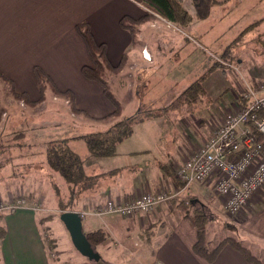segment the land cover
<instances>
[{"label":"crops","instance_id":"crops-1","mask_svg":"<svg viewBox=\"0 0 264 264\" xmlns=\"http://www.w3.org/2000/svg\"><path fill=\"white\" fill-rule=\"evenodd\" d=\"M149 13L150 11L137 0H0V71L12 81L15 91L26 93L27 97L34 101L40 96L39 83L34 73V67L39 66L59 91L69 90L72 92L74 107L82 110L79 113L75 112L72 116L84 113L92 118L107 117L113 112L114 105L104 94L102 86L96 81L87 79L81 72L82 66L91 64L88 49L76 29L77 24L85 21L88 23L95 41L105 45L106 57L111 65L118 66L126 54L124 65L114 73L109 71L114 75L126 73V78L124 75L118 76L123 86V89L118 90V93H127L126 88H128L127 95L135 102L137 101L135 104L139 107V112L142 111L145 102L147 104L149 101L150 105L158 104L163 108L160 111H164L160 114L161 116L167 112V109L173 105L172 102L187 87L173 98L171 87L168 86L169 78L162 71L161 64H165L163 61L167 60L168 56L160 52L159 46L168 44L172 39L152 37V40L154 39L158 43L155 41L146 42L143 39L144 35H140L138 30L144 27L138 25L136 41L132 45L130 32L120 25V19L123 16L138 19ZM154 16L155 14L151 18L153 19ZM260 19L263 20L256 26L260 30L259 37L264 40V16ZM150 21V24L149 21L146 23L152 26L154 19ZM196 22L198 21H194L192 25L183 26L180 30L186 33L195 27ZM217 26L213 23L208 27L209 30H204L202 36L206 40H212L210 32ZM229 26L230 29L238 26L240 30L242 27L237 24ZM184 37L191 40V37ZM150 45H153L154 48L158 47L157 52L154 53ZM178 45L177 41L176 48ZM176 48H174V52L177 54ZM217 59L218 55L214 62ZM229 64L226 63V65ZM254 65L263 69V65L258 62ZM243 73H241L242 82L239 79L234 80L233 100L222 113L213 115L207 111L194 110L182 116L181 119L177 117L175 125L173 123L171 126L174 127L173 132L168 130L159 134L158 138H162V141L156 138V134L161 129L154 133L153 128L145 131L146 136H143L142 140L135 142L132 139L134 143L124 148L123 146L130 140L127 138L135 131V126L145 124L146 129H149L152 126L150 120L161 123L163 119L158 121L159 117H156V119L152 118L136 123L132 134L116 146V154L113 157L118 158L120 164L112 168L116 169L114 173L101 178L100 182L103 185L100 192L101 197L110 195L122 200L130 194H142L164 188L173 190L176 187L174 163L182 162L190 152L206 140L213 129L221 123L224 113L236 106L239 102L237 97L240 88H242L241 85L244 87L248 84H257L264 77L262 70L254 74L247 70ZM153 83H155L156 91L153 88L148 89ZM138 88H141V93ZM47 89L53 94L52 87H46L44 95ZM143 90L145 91L143 92ZM141 94L145 99L144 102L138 104ZM117 99L121 104L122 115L121 96L118 95ZM161 162L168 166L169 173L159 168ZM26 167L29 168V165ZM118 175L121 176V181L116 182ZM16 178L17 176L8 180L2 179V182H7L9 185ZM12 195L15 194L12 192L7 194V196ZM177 200L178 198L174 197L161 203L159 207L157 206L160 210L153 211L146 218V225L149 224L153 230L152 236L146 243L154 244L152 255L157 264H255L246 260L238 250L228 244L221 248L212 262L196 254L192 248L196 241V230L185 215L181 218H174L173 220L176 221L173 222L169 230L156 234L154 229L157 224L155 222L161 221L160 229L161 231L165 229L163 221H165L167 213L164 210L168 208L170 212L174 213L171 203L179 202ZM192 200H196V198ZM77 211H81V209H77ZM240 214L238 221L248 228L250 231L248 233L264 242V188L252 197L249 206ZM86 216H94L99 220L97 224L89 219V224L92 223V225H88L84 233L97 228H103L109 233L112 229V226L111 229L109 227L110 223L115 221L111 218L108 221L103 216L90 213L84 214L82 219ZM48 218L37 219L36 212L30 208H22L13 213L2 215L5 231L0 243V264H93L83 255L76 261H64L55 256L51 257V251L48 250V246L43 240V232L40 227V224L43 226ZM41 219H45V221L42 222ZM45 226L48 225L44 224ZM53 251L55 255V249Z\"/></svg>","mask_w":264,"mask_h":264},{"label":"rangeland","instance_id":"rangeland-1","mask_svg":"<svg viewBox=\"0 0 264 264\" xmlns=\"http://www.w3.org/2000/svg\"><path fill=\"white\" fill-rule=\"evenodd\" d=\"M180 1L186 3V5L188 4V0ZM221 3L212 7L208 18L196 20L198 22H196L195 27L186 33L180 30L182 28L181 25L156 14L153 18L152 26L149 25L150 20H153L152 18L149 20V24L146 22L140 24L144 28L138 30L140 35H144L143 39L146 42L155 41V43H158L156 40H152V37L160 39H167L168 37L172 39L168 44L159 46V50L168 56V59L163 61L165 64L162 63L161 67L164 74L169 78L168 86L171 87L173 98L189 83L199 79H201L200 81L206 93L199 96L194 102H184L171 106L161 116L144 119H156V117H159L157 118L159 119L158 121L163 120L161 123L150 120L152 126L149 129H146L147 126L145 124L135 126V131L127 138V140H130L126 142V146H123L124 148L134 143L132 139L135 142L142 140V137L146 136L145 131L153 128L154 133L161 129L155 136L157 140L162 141V138H158L159 134L161 135L168 130L173 132L174 127L171 126L173 123L175 125L177 117L181 119L182 116L194 110L207 111L213 115L222 113L229 106L230 101L233 100L232 89L234 80L239 79L241 81V73L244 74L243 71L247 70L254 74L262 70V75L264 76V40L258 34L260 30L257 29V26L260 22L254 23L264 16V0H227ZM155 20L158 21L156 22ZM213 23L218 26L210 32L212 40H206L202 34ZM146 24L148 27L145 26ZM192 24L190 23L189 25ZM231 24L242 26L241 30L238 26L230 29L229 25ZM184 36L191 37V40ZM177 41L179 45L176 48L175 44ZM150 46L154 53L157 52L158 47ZM174 48L177 49V54L174 52ZM222 52H225L224 54L226 55L229 53L234 61H228L229 65L224 64L222 67H215L217 69L214 71L215 68H212V64L217 55V60H219V55ZM155 62L157 63V60ZM256 62L262 64L263 69L255 66L254 63ZM104 74L114 96L116 95L117 98L118 95L121 96L123 105L121 116L130 117L139 113V107L135 104L137 101L135 102L134 99L127 95L129 93L128 88H126L127 93H118V90L123 89L122 82L118 79V76L124 75L126 78V73L122 72L114 75L106 71ZM141 86L143 87V85ZM241 86L243 87V85ZM150 88L155 90V83L148 87V89ZM138 91L141 93V88H138ZM52 93L47 89L41 101L28 104L21 99L15 98L11 94L7 83L0 79V164H7L5 169L0 171L5 177L2 176L0 178V200L6 201L9 198L7 196L9 192L27 195L28 197L33 196L31 204L28 203L27 205H36L35 210L32 209V211L36 212L37 219L40 217L50 218L46 219L43 226L40 224V227L43 236L46 233L45 227H47L48 236L50 234L55 239V255L52 250L51 257L55 256L64 261L79 260L82 255L73 246L69 233L59 218V214L65 210H60L57 206L58 197L67 201V185L56 172L49 170L43 153V145L46 141L51 139L66 140L69 146L81 155L86 172L98 175V186L79 187V191L73 197L74 205L72 209L67 210L77 211V209H81V211L94 215L99 213L108 221L110 218L115 220L109 226L110 229L112 226L109 232L111 236L109 234L108 239L94 247L95 251L101 256L100 260L89 261L93 264H157L152 255L154 244L146 243L153 234L151 226L149 224L146 225V218L153 211L159 209V205L148 213L137 214L133 217H123L117 214L107 215L98 212L99 204L110 196L101 197L100 192L103 188L100 182L101 178L109 175L107 172L119 166L120 161L113 156L90 157L87 154L83 140L78 138V136L103 132L117 120V117L92 118L84 113L78 114L82 110L76 109L73 104V107L71 106L68 95L56 93L54 88H52ZM144 99L145 97L141 94L138 104L144 102ZM148 102L147 104H145L146 102L143 103L142 110L144 112L149 109L157 111L163 109L158 104L150 105ZM77 111L78 115L72 116ZM27 165H29V168L26 167ZM114 170L116 171V169ZM12 172L17 173L16 180L10 182L9 185L7 182H2L3 178L5 180L11 179L13 176L8 175ZM101 173L105 174L101 175ZM119 181H121L120 175L116 176V182ZM177 184L179 186V183ZM55 188L59 189L60 192L56 193ZM163 190L167 191L168 189L164 188ZM176 197L179 202L171 203L174 213L170 212L168 208L164 210L167 213H165L166 219L163 221L165 229L161 231V221L157 220L155 222L157 224L154 229L156 234L169 230L173 222L176 221L173 220L174 218H181L185 212L190 213L189 211H192L193 208H197L208 219L206 224L208 246H214L226 236H235L244 246L251 249L252 254L264 263V242L250 235L248 228L238 221L240 213L231 215L226 211L223 201L214 193L212 183L192 184ZM194 198L196 200H192ZM186 201L188 202L186 203ZM144 218L145 220L143 221ZM89 219L91 222L98 224V218L86 216L82 219L83 231L90 225ZM44 224L48 226L44 227ZM158 238L161 237L158 236Z\"/></svg>","mask_w":264,"mask_h":264},{"label":"trees","instance_id":"trees-1","mask_svg":"<svg viewBox=\"0 0 264 264\" xmlns=\"http://www.w3.org/2000/svg\"><path fill=\"white\" fill-rule=\"evenodd\" d=\"M140 4H142L145 8H147L150 13L146 14L143 17L138 19H133L129 16H123L120 19V25L127 29L132 38L131 44L135 43L136 39V29L137 26L142 24L143 22L149 21L153 14H158L172 22H175L179 25L188 26L190 23L192 24L196 20H203L210 16L212 11V7L215 4L225 2L227 0H188V6L186 3H183L180 0H137ZM222 4V3H221ZM263 19H260L254 23L260 22ZM78 34L83 39L90 58L91 64L84 65L81 68V72L87 79L98 82L104 91V94L114 105V110L107 117H117V120L105 131L97 132V133H88L85 135L78 136L84 142L87 154L90 157L94 158H102L107 156H114L116 154V146L118 143L122 142L125 138L129 137L133 132V127L136 123L143 121L146 118L160 116V114L164 111H156L149 109L144 112L143 110L137 113L134 116L130 117H121V104L118 99L114 96L113 92L110 90L109 84L105 79L104 73L106 71H110L112 73L118 71L125 63L126 54H124L123 59L121 60L118 66H113L109 63L106 57V49L103 43H97L90 31V27L88 23L83 21L82 23L77 24L76 26ZM226 52V51H225ZM222 52L220 54L219 60H216L212 65L214 67H221L226 64L228 61H234L232 56L228 53V55ZM232 58V59H231ZM222 65H220L221 63ZM34 73L38 80L40 87V96L37 100H30L26 93H18L15 91L14 85L12 81L2 74L0 71V79L7 83L10 88L11 94L17 98L21 99L28 104H33L34 102L41 101L42 96L44 95V90L47 86H51L54 88L56 93H60L62 95H68L71 106L73 107V94L69 90L65 92L59 91L50 77L39 67H34ZM199 80L191 82L184 91L181 92L179 97L172 102V106L175 104L179 105L181 103H190L194 102L199 98V96L205 93V89ZM258 115L260 117H264V108L258 110ZM22 134V133H19ZM16 134V135H19ZM43 153L44 159L47 164V167L50 171L56 172L66 183L68 189V197L67 201H64L62 198L58 197L57 206L60 210L72 209L74 205L73 197L76 192L79 191V187H93L94 185L97 187V177L98 175L88 174L86 172L84 161L79 153H77L74 149H72L66 140H56L51 139L46 141L43 145ZM7 163V162H6ZM7 164H0V171H3ZM14 166V165H13ZM159 168L166 173L170 172L168 166L164 163H159ZM115 170L112 169L108 171V174L113 173ZM105 173H101L104 175ZM4 177V174L0 173V178ZM8 176H17L16 172L10 173ZM5 178V177H4ZM3 178V179H4ZM96 182V183H95ZM57 187V186H55ZM56 193L60 192L59 189L55 188ZM27 201L32 202L33 196L24 195ZM33 204V203H32ZM190 213L185 212L184 215L187 216L190 223L196 230V241L193 244V251L199 256L203 257L205 260L212 262L217 257L221 248L228 244L238 250L246 260L253 262L255 264H263L247 246H244L235 236H226L217 242L214 246H208L206 239V224L208 219L205 217V214L198 210L197 208H193ZM0 243L4 237V226L2 223V216L0 215ZM42 222L45 219H41ZM45 235L43 236V240L46 242L48 246V250L52 251L54 249L55 240L50 239L48 236V229L45 227ZM85 235L93 247L101 244L104 240L109 237V233L103 228H97L92 231L85 232ZM49 244V245H48Z\"/></svg>","mask_w":264,"mask_h":264},{"label":"built area","instance_id":"built-area-1","mask_svg":"<svg viewBox=\"0 0 264 264\" xmlns=\"http://www.w3.org/2000/svg\"><path fill=\"white\" fill-rule=\"evenodd\" d=\"M237 98L239 102L224 113L210 136L182 162L174 163L173 190L130 194L122 200L108 196L99 204L98 212L123 217L148 213L182 194L190 185L201 183H212L214 193L229 214L244 211L252 197L264 188V117L258 115V110L264 108V79L240 88ZM8 197L6 201L0 200V214L22 208L35 210L36 205H27L29 202L22 194ZM77 212L81 218L89 214Z\"/></svg>","mask_w":264,"mask_h":264},{"label":"water","instance_id":"water-1","mask_svg":"<svg viewBox=\"0 0 264 264\" xmlns=\"http://www.w3.org/2000/svg\"><path fill=\"white\" fill-rule=\"evenodd\" d=\"M59 218L68 231L75 249L88 260L99 261L101 258L100 254L95 251L82 229L80 213L74 210H65L59 214Z\"/></svg>","mask_w":264,"mask_h":264}]
</instances>
